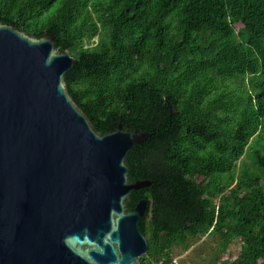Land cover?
Listing matches in <instances>:
<instances>
[{
	"label": "trees",
	"instance_id": "16d2710c",
	"mask_svg": "<svg viewBox=\"0 0 264 264\" xmlns=\"http://www.w3.org/2000/svg\"><path fill=\"white\" fill-rule=\"evenodd\" d=\"M0 22L77 61L64 82L97 132L151 134L124 160L151 182L126 202L147 200L140 264L206 235L208 264H264V0H0Z\"/></svg>",
	"mask_w": 264,
	"mask_h": 264
},
{
	"label": "water",
	"instance_id": "95a60500",
	"mask_svg": "<svg viewBox=\"0 0 264 264\" xmlns=\"http://www.w3.org/2000/svg\"><path fill=\"white\" fill-rule=\"evenodd\" d=\"M55 38L0 22V264H140L138 221L150 181H130L127 154L150 133L97 132L68 94L76 64Z\"/></svg>",
	"mask_w": 264,
	"mask_h": 264
},
{
	"label": "rangeland",
	"instance_id": "374dc122",
	"mask_svg": "<svg viewBox=\"0 0 264 264\" xmlns=\"http://www.w3.org/2000/svg\"><path fill=\"white\" fill-rule=\"evenodd\" d=\"M240 29L242 28L239 26L237 28V31H239ZM194 240L195 242H193V245L192 242H190L189 240V250L186 253L179 250H175L173 252L174 257H181L182 255V257L179 258V262L181 261L182 264H208L209 260L217 256L221 237L213 238L210 235H206L204 238L201 237ZM237 250V244L229 245L227 250L222 253L219 258L235 256Z\"/></svg>",
	"mask_w": 264,
	"mask_h": 264
},
{
	"label": "built area",
	"instance_id": "2783aa9c",
	"mask_svg": "<svg viewBox=\"0 0 264 264\" xmlns=\"http://www.w3.org/2000/svg\"><path fill=\"white\" fill-rule=\"evenodd\" d=\"M179 258L180 257H173L171 261H169L168 263H164L163 261H160L157 264H179Z\"/></svg>",
	"mask_w": 264,
	"mask_h": 264
}]
</instances>
